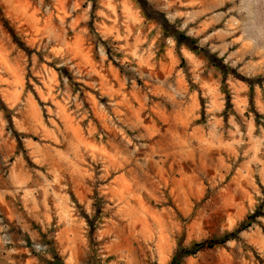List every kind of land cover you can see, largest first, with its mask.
Segmentation results:
<instances>
[{
    "label": "rangeland",
    "instance_id": "1",
    "mask_svg": "<svg viewBox=\"0 0 264 264\" xmlns=\"http://www.w3.org/2000/svg\"><path fill=\"white\" fill-rule=\"evenodd\" d=\"M0 264H264V0H0Z\"/></svg>",
    "mask_w": 264,
    "mask_h": 264
},
{
    "label": "trees",
    "instance_id": "2",
    "mask_svg": "<svg viewBox=\"0 0 264 264\" xmlns=\"http://www.w3.org/2000/svg\"><path fill=\"white\" fill-rule=\"evenodd\" d=\"M206 243H198L192 250H189V251H187V253L188 254H190V253H195L198 249H199V247L200 246H204Z\"/></svg>",
    "mask_w": 264,
    "mask_h": 264
}]
</instances>
